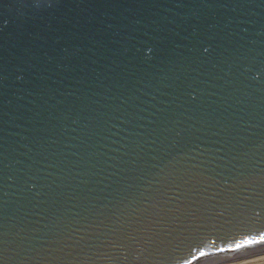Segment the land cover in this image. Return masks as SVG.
<instances>
[{
    "label": "water",
    "instance_id": "95a60500",
    "mask_svg": "<svg viewBox=\"0 0 264 264\" xmlns=\"http://www.w3.org/2000/svg\"><path fill=\"white\" fill-rule=\"evenodd\" d=\"M263 247L264 0H0V264Z\"/></svg>",
    "mask_w": 264,
    "mask_h": 264
},
{
    "label": "rangeland",
    "instance_id": "374dc122",
    "mask_svg": "<svg viewBox=\"0 0 264 264\" xmlns=\"http://www.w3.org/2000/svg\"><path fill=\"white\" fill-rule=\"evenodd\" d=\"M209 264H264V247L260 249L254 248L253 250L236 255L233 259L222 263L218 260H213V263Z\"/></svg>",
    "mask_w": 264,
    "mask_h": 264
},
{
    "label": "snow or ice",
    "instance_id": "6c2138e0",
    "mask_svg": "<svg viewBox=\"0 0 264 264\" xmlns=\"http://www.w3.org/2000/svg\"><path fill=\"white\" fill-rule=\"evenodd\" d=\"M203 255H204V253L202 252V253H201V256H203ZM188 264H191V262H188Z\"/></svg>",
    "mask_w": 264,
    "mask_h": 264
}]
</instances>
